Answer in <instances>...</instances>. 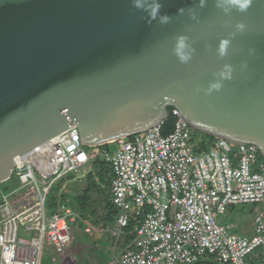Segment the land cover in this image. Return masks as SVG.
<instances>
[{"label": "water", "instance_id": "95a60500", "mask_svg": "<svg viewBox=\"0 0 264 264\" xmlns=\"http://www.w3.org/2000/svg\"><path fill=\"white\" fill-rule=\"evenodd\" d=\"M155 2L152 19L132 0H0V184L16 157L71 126L98 147L160 125L170 108L264 158V0L246 12L227 0ZM179 37L187 63L174 51Z\"/></svg>", "mask_w": 264, "mask_h": 264}, {"label": "built area", "instance_id": "2783aa9c", "mask_svg": "<svg viewBox=\"0 0 264 264\" xmlns=\"http://www.w3.org/2000/svg\"><path fill=\"white\" fill-rule=\"evenodd\" d=\"M171 116L169 134L162 122L107 144L116 146L115 154L101 146L89 150L74 125L16 157L19 187L0 195V264H40L45 248L68 256L79 218L64 205L49 213L47 199L58 181L96 156L111 170L117 210L105 231L120 241L134 223L135 240L116 264H195L206 255L219 264H253L256 252L264 254V158L255 145L223 139L198 151L181 113L173 108ZM239 206L256 209L250 234L217 223Z\"/></svg>", "mask_w": 264, "mask_h": 264}, {"label": "rangeland", "instance_id": "374dc122", "mask_svg": "<svg viewBox=\"0 0 264 264\" xmlns=\"http://www.w3.org/2000/svg\"><path fill=\"white\" fill-rule=\"evenodd\" d=\"M195 131V130H194ZM198 137H202V133L197 132ZM95 148H89L93 151ZM110 152L115 154L116 146H110ZM95 159V158H94ZM93 159V160H94ZM93 160L88 168L83 169L79 174L69 175L66 179L58 181L52 188L47 199V209L50 212L58 206H67L77 214L79 220L75 224L74 237L70 246L68 256L63 258L53 253L50 248L43 250L40 264H115L120 256V252L125 248L120 242L112 241L111 237L101 229L106 224L108 214L107 205L111 203V190L107 184H103L104 193H94L93 201H91L86 211L81 210L78 203H75L76 197L82 193L87 186L88 174L93 171ZM97 172V171H96ZM111 183L112 174L108 178ZM99 183V181H96ZM19 187L17 176L11 180L0 184V195L8 193ZM256 215V209L251 206H239L234 211H230L226 216H218L217 223L225 225L236 223L237 226L245 225L253 220ZM91 229V233L87 232ZM236 233H241L235 231ZM28 236V235H26ZM123 241V239L121 240ZM261 253L256 252L253 257L258 258L262 262ZM252 257V258H253ZM251 258V259H252Z\"/></svg>", "mask_w": 264, "mask_h": 264}, {"label": "trees", "instance_id": "16d2710c", "mask_svg": "<svg viewBox=\"0 0 264 264\" xmlns=\"http://www.w3.org/2000/svg\"><path fill=\"white\" fill-rule=\"evenodd\" d=\"M169 110H172V108H170ZM174 122H175V118L173 116H171L165 122V125L163 126V131L165 135L169 134L173 130ZM197 132L198 131L192 130V141L197 142V150L198 151H209L214 146L217 139L213 136H210L204 133H202L203 135L202 137H198ZM110 146L102 145L101 149L102 150L110 149ZM94 158L95 159L92 162L94 172L91 171L88 174L87 186L85 189L82 190V193H80L76 197V201H75V203L79 204L80 209L84 211H86L88 204L91 201H93L92 199H93L94 193H99V194L104 193V190L102 188L103 184H107L109 189L111 190V183L108 180L109 176L111 175V170L107 162L101 156H96ZM96 181H99V183ZM107 210H108V214H107L106 219H104L106 220V225L109 223H112L115 220V216L117 215V210L113 206L112 202L109 205H107ZM133 231H134V223H131L130 226L125 231V234H126L125 241H126V244L129 245L128 248L131 247V244L135 240V233ZM260 256L264 258V254L261 253ZM251 261L253 264H264V260L262 262H259L258 258H254V257L251 259ZM195 264H219V263L215 256L206 255L205 257H203L200 261H198Z\"/></svg>", "mask_w": 264, "mask_h": 264}, {"label": "clouds", "instance_id": "9594fccd", "mask_svg": "<svg viewBox=\"0 0 264 264\" xmlns=\"http://www.w3.org/2000/svg\"><path fill=\"white\" fill-rule=\"evenodd\" d=\"M227 2L236 7L239 11L241 12H246L252 2V0H227ZM132 6L134 8L138 9H145L149 11V14L152 19H155L157 15L159 14L160 7L161 5L158 2H154L151 5L146 6L144 3V0H132ZM169 17L163 16L161 17L162 22H167ZM237 30L243 32L245 29V25L243 23L237 24ZM228 45V41H222L220 48H219V53L220 55H224L226 48ZM187 44L185 43V38L184 37H179L177 38L176 46H175V53L179 57V60L181 63H187L188 60L190 59V56L186 54L185 49L187 48ZM227 67V66H226ZM221 78L222 79H231V69L225 73H221ZM222 84L220 82H216L215 84L211 85V88L209 89V92L211 89L215 90H220L222 88Z\"/></svg>", "mask_w": 264, "mask_h": 264}, {"label": "crops", "instance_id": "0c3cea01", "mask_svg": "<svg viewBox=\"0 0 264 264\" xmlns=\"http://www.w3.org/2000/svg\"><path fill=\"white\" fill-rule=\"evenodd\" d=\"M91 164V163H90ZM90 164H88L85 168H88L89 166H90ZM84 168V169H85ZM236 208L237 207H232V208H230L229 209V212L230 211H234V210H236ZM115 218H116V216H115ZM115 221V220H114ZM114 221L112 222V223H109V224H104L105 225V227H104V225H102L101 226V229H104V231H105V228L108 226V225H111V224H113L114 223ZM225 225H230V226H232V227H234V231H239V232H241V233H245V234H250V233H252V229H253V220H251L249 223L247 222L245 225H242V226H237V224L236 223H229V224H225ZM106 232V231H105ZM112 241H116V240H114V239H111ZM122 240V239H121ZM117 241V242H120L123 246H125V248L124 249H122L121 250V252H120V254L122 253V252H124L127 248H128V244H126V237H124L123 238V241ZM63 258V257H62ZM78 263V262H77ZM116 264V263H115Z\"/></svg>", "mask_w": 264, "mask_h": 264}, {"label": "flooded vegetation", "instance_id": "af4514ba", "mask_svg": "<svg viewBox=\"0 0 264 264\" xmlns=\"http://www.w3.org/2000/svg\"><path fill=\"white\" fill-rule=\"evenodd\" d=\"M76 264H78V263H76Z\"/></svg>", "mask_w": 264, "mask_h": 264}]
</instances>
